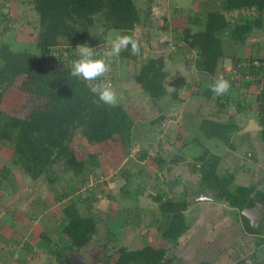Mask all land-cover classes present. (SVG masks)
<instances>
[{
	"label": "trees",
	"instance_id": "trees-1",
	"mask_svg": "<svg viewBox=\"0 0 264 264\" xmlns=\"http://www.w3.org/2000/svg\"><path fill=\"white\" fill-rule=\"evenodd\" d=\"M19 2L28 4V9L36 14L35 19L26 20L35 30L31 35L34 37L33 43L36 47L33 50L13 51L6 42L0 41V100L3 92L17 79L21 81L20 90L30 94L32 99L28 113L23 118L10 116L0 110V140L13 141V165L22 169L31 179L41 178L48 183L55 182L57 177L53 175V170L54 166L59 164L63 166L64 171L79 178L78 184L83 185L88 181L89 175H92L94 168L100 166V161L93 151H87V154L82 156L76 154L72 142L77 135H80L89 146L106 139L117 140L128 155L135 145L136 131L142 122L133 120L123 107V101L114 107L94 104L92 94L85 83L70 77V63L61 62L58 56L53 55V51L61 41L68 46L87 44L89 47L105 42L103 33L95 36L90 34L92 28L100 22L104 31L111 28L132 31L141 20L138 7L135 0H19ZM0 7L4 22L13 21L8 3H0ZM250 10H254L255 14L249 13ZM233 11L240 13L238 12L234 21H230L225 13ZM28 13L31 18V13ZM191 22L204 25V29L197 32H192L189 27L184 28L183 37L186 45L196 51L194 66L197 73L203 76L201 79L205 80L201 94L208 99L214 96L209 85L216 80H212L210 76L214 74L220 58L224 57L223 34L227 32L228 40L232 43L243 44L251 31L262 29L264 0H222L218 9L194 15ZM2 24L4 23L0 20V26ZM0 28L1 37L6 27ZM120 56L127 60L129 58L135 65L139 60L137 55L131 54L130 47L122 51ZM238 59L235 58L234 61ZM118 66L116 70L110 69L113 81L115 77L118 79ZM166 75L165 59L162 56L148 55L141 59L133 77L141 91L148 95L160 112L149 124L159 123L166 116L169 103L163 101L165 98L170 96L171 99H176V91L169 93L163 83ZM229 82L231 85L235 84L232 80ZM127 89L125 94L129 92ZM129 96L130 93H127L124 100ZM216 102L217 107L213 113L216 118L204 119L200 128L206 138L218 139L231 146V131L238 129L239 126L235 123L234 114L231 113L227 114L224 121L217 119L221 113L229 112V97L225 94L216 96ZM238 102L243 103L238 112L248 107V103L240 97ZM251 103L254 106L256 104L253 99ZM201 146L200 154L186 163L189 172L196 178L194 184L209 192L216 202L233 208L235 216H239L238 208L252 205L255 200L264 204V179L258 183L237 184L232 187L234 174L221 171L220 156L202 144ZM139 153L140 160L148 155V151L144 149ZM152 159L159 166L165 161L160 155ZM9 173L6 174L7 178L4 171L1 175L7 180ZM132 174L124 171L125 180L128 181ZM127 181L120 187V192L122 191L121 194L124 196L130 195L127 193L129 190L125 189ZM161 197L157 198L160 201L164 224L159 229L160 236L163 240L177 244L190 230L185 214L189 201L184 194L178 199L162 200ZM62 209L64 214L62 231L69 237L68 247L80 249L86 246L95 232L96 218L81 217L76 204L71 201ZM258 233L260 236L257 237V244L260 245L264 242V224ZM166 249L163 244L160 246L147 244L134 250L119 247V255L112 264H163ZM57 256H60V253Z\"/></svg>",
	"mask_w": 264,
	"mask_h": 264
},
{
	"label": "crops",
	"instance_id": "crops-1",
	"mask_svg": "<svg viewBox=\"0 0 264 264\" xmlns=\"http://www.w3.org/2000/svg\"><path fill=\"white\" fill-rule=\"evenodd\" d=\"M138 1L139 0H135V3L138 7L141 20L135 25L134 29L127 32L111 28L107 32L117 30L122 34L134 36L140 29L141 31L143 29L145 36L143 39H139L141 43L138 42L142 49L141 57L138 59L141 60L148 55L155 57L162 56L165 59L167 75L163 83L169 93L176 91L177 96L175 100L170 98L174 104L170 100L169 110L166 116L161 120V124L160 122L152 123L150 124V128L151 131L153 130L152 128L160 130L161 133L159 134L162 136L158 143L159 145H162L164 148H169L170 150H178L183 153V157L179 158V155H173L171 159H168L162 155L165 161L162 166H159L153 159H150L148 155L142 160L138 158L139 154L137 152L132 155L131 152L135 148L133 147L131 152L126 156V160L124 159L125 161H122L123 165L128 164L127 167L131 165L128 162H134V164L143 163V165L146 166L147 169H144V172L142 171L143 174H140L142 181L138 184L135 182L134 190L138 188L141 189L138 197L139 199L144 197L147 201L145 204L147 209H136L133 201L135 200V202H138V198L132 199L130 196H124V194L120 195V192L118 196L115 194L116 189L120 191L121 185L127 181L125 180L126 176H124V171L133 173L127 181L129 186H131L130 182L133 180L132 177L134 175L137 176L135 171H129L126 166L123 167V172L118 178L113 176L110 177L109 180H105V178L109 177H104V186H108L107 188L111 190V193H107V196L101 195L103 189L98 190V188L102 187V183L97 184V182L100 181L94 178L93 175H89L88 181L83 185L78 184L80 181L79 178H76V176L71 173L69 175L71 182L65 185L59 183L56 185L48 184L45 180L44 182L41 181L43 182V186L40 187V190L31 193L37 194L34 199L40 201V207L38 209H35V207L32 209L30 203L27 201L26 202L29 204L22 206V209L21 207H12L10 210V206L6 204V210L9 209L6 213L9 216L3 218L0 215V226L3 232L0 240L2 241V245H4V248L0 251V264H86L89 259L86 255L87 251H90V253L96 251L97 254H100L101 249H104V254H106V256L104 255L103 258L98 257V264H100L103 261L109 260L107 255L108 250L114 254L117 253L118 256L119 247H126L127 250H134L147 244L154 246L165 245L167 249L163 264H234L236 261L241 260V258L250 260V257L252 258L256 254L257 247H264V242L260 245L257 244V237L260 236V234L258 232L250 233L246 231L239 219L240 216H235V210L233 208H229L222 202L217 201L214 203L210 200H206L209 209H200V206H196L193 209L185 210V212L188 213L186 216L190 225L189 231L193 233L189 238L188 234L185 233L178 240L179 243L177 244L161 238L159 229L164 224L162 221L160 201H158L157 198L162 196V200L165 198L176 199L184 194L186 199L193 201L194 197L192 194H196L197 196L200 193L210 195L209 192L202 190L197 184L193 183L196 182V178L193 179L195 176L189 172V167L186 163L189 162L191 158L197 157L200 154L202 143L207 145L210 143L211 139L213 142L211 144L216 147L217 142L220 143V141L206 138L202 130V138L200 137L201 133L193 131L195 121L198 122L196 117L201 114L198 111L197 113L195 112L198 109L197 106L200 105L198 102H200V99L204 98L201 92L205 80L201 79V76L197 73L194 66L196 51L190 49L184 42L183 29L189 27L192 32L204 29L203 24L191 22L194 14L197 15L202 13L200 8H198L199 0H148L150 2L146 4L147 8H144V4L138 3ZM0 3H8L10 9L9 14L11 19H13V21H10V25H7L6 31L0 37V41H7L6 43L9 45L10 49L14 48L15 51H22L17 45L27 38L23 33L28 28L26 26H29V24L23 21L25 19L27 20L26 17L29 9L28 7L26 9L23 8L22 6L24 3H20L19 0H0ZM20 13L23 14V17L20 16ZM20 20L22 22H19ZM20 24H23V26ZM30 32L31 30L29 29V33ZM140 35L141 33L137 38H139ZM223 36L228 38L227 32H225ZM151 39H155L156 47L154 48L153 46L151 50H148V54L146 50L145 54L144 42L147 44V41H152ZM29 42V44H32L33 39H30ZM241 46H243V44H241ZM232 47L231 52L223 51L224 57L222 56L220 58L215 69V72L219 73V71H221L220 69L223 67L222 72L226 80H231V76L228 71H224L226 70L225 67L230 66L235 58L259 56V54H261L259 47L254 50L253 43H249L248 46H243L241 54L238 53L236 44ZM23 50H28V48ZM124 61L126 62L124 63ZM124 61L120 63L122 69H119L118 79H116L114 85L116 91H120L122 96L126 92V88L129 87L126 84L127 79L134 77L138 64L140 65L139 61L136 65L132 62V74H129V71L124 69V67L129 65L128 70H130L131 60L128 58V61ZM135 88L140 97V99L136 101H145V98H147L149 102L152 101L147 94L141 91L140 87H136L135 85L134 89ZM242 89L252 95V89L250 90L244 87L241 88V90ZM228 97L230 101L228 113L234 114L235 123L239 126L238 128H240V131H243L240 125L242 123H250L252 118H256V108L251 103V99L247 101L248 107H245L242 112H238V109L243 103L240 102V104L238 102L239 98ZM197 103L198 105H196ZM124 104L125 103H123V106ZM152 105L154 106L153 113L151 117L147 119L150 121L157 118L160 114L158 108H156L157 106L153 104V102ZM130 116L134 118V115L130 114ZM139 118L138 116V119ZM203 120L204 119H202L201 122ZM150 121L145 122L150 123ZM200 125L201 123L198 125V129H201ZM257 131L258 130L246 131L251 134V141L254 146L253 150H250V155L248 154L249 151L246 153L248 160L247 164L251 163L253 165L252 171L254 174L259 169L264 171V144ZM256 133L258 136H256ZM112 141L114 140L106 139L90 146L89 151L95 152L100 161V166L95 167V170L96 168H102V161L107 163L110 160L113 166L115 164V168L111 166V172L109 174L117 171L116 168L118 167L116 166L119 165L118 163H120L122 157L120 158L117 154L112 155L113 153L111 155L105 153L108 151L106 148L108 145L106 143ZM115 142L117 141L115 140ZM101 147H103V150ZM190 149L192 152L189 151ZM208 149L214 152V150L210 149V146ZM226 152L227 151L224 149L223 155L215 153L219 155L220 158L225 157L229 159L230 154ZM226 159L225 161H227ZM223 162L224 160L220 159V165L223 164ZM226 171L230 172L228 169ZM233 172L234 171H231V173ZM100 178L102 179L103 177L101 176ZM255 178V176H251L248 182L243 181L238 184L248 185L252 182L258 183V181H255ZM122 179L123 181H121ZM7 180L9 183L7 190L9 189L8 195H10H6L4 200H6L8 196V199L12 200V204H15L16 199L14 196L23 193V190L27 192V190L33 189L35 186L32 187V185H35L38 179L33 180L31 178H25L21 181L23 184L20 185L23 187L20 188L18 185L16 189L15 185L16 181H18L17 175L9 173ZM153 184L157 186V191L159 192H147L146 189L148 186ZM24 185L27 189L24 188ZM129 186L127 185L128 188ZM187 186H192L190 188L193 189L190 190ZM126 198H129V200ZM70 201L76 204L78 214L81 217L88 218L91 216L95 217L97 220L92 239L86 246L80 249L68 247L69 237L62 231L64 215L62 208ZM8 204H10V202H8ZM128 205L131 206L128 207ZM132 207H135V209ZM3 213L5 212L3 211L2 214ZM119 216H121V219H119ZM140 229L143 231L141 234L137 233ZM3 251L4 254L2 253ZM5 252L8 254L6 255ZM58 253H60V256H57ZM107 264H110V262Z\"/></svg>",
	"mask_w": 264,
	"mask_h": 264
},
{
	"label": "rangeland",
	"instance_id": "rangeland-1",
	"mask_svg": "<svg viewBox=\"0 0 264 264\" xmlns=\"http://www.w3.org/2000/svg\"><path fill=\"white\" fill-rule=\"evenodd\" d=\"M221 1L222 0H199L198 1V8H200V10L202 12H205L206 10H210V9H215V8L218 9L220 4H221ZM148 2H150V1H148V0H139L138 1V3L144 4V8H147L146 4ZM22 7L26 9L28 7V4L24 3V5ZM29 12L31 13L32 16L30 18V14L28 13V15L26 17L27 20L28 19L29 20L35 19L36 18V14H34L35 12H33L31 10H29ZM22 13H23V11H22ZM22 13H20L21 17H23ZM242 13L245 14V12H242ZM229 14L231 15L232 12H229ZM254 14H252V15H254ZM33 16H34V18H33ZM235 17L237 18V16H228V19L230 21L231 20L233 21V20H235ZM18 19H20V18H18ZM19 22H22V21L20 20ZM23 22H27L26 19ZM100 24H101V22L97 23L96 26L94 28H92V30L90 31V34H91V36H95V35L103 33V37L105 40V37L109 33V32H107L109 29L104 31ZM4 26L7 28V24L1 25V27H4ZM21 26H23V24ZM32 26L33 25H30V24H29V26H26L31 30V32L29 33L28 28L25 30L23 35L25 34V37H27V38L24 41H22V43H19V45H17L18 48H20L22 50L26 49V48H28L30 50L35 49L36 46L34 45V43L29 44L30 39H34L33 36H30L31 33H33L35 31ZM0 29H2V28H0ZM142 31L144 33L143 29H142ZM142 31L140 29L137 32L138 34L137 33L135 35L133 34L134 35L133 37L136 38L138 40V42H139V39L141 40L145 36V33L143 34ZM253 31L254 32L251 31L249 33L246 41L243 43V46H248L249 43H251V44L253 43L254 50H255V48L259 47L260 53H261V54H259V56H261L264 54V27L261 30L257 29V30H253ZM140 33H141V35L139 36V38H137V36ZM23 35H22V37H23ZM222 39H223V51L231 52V48H233L232 46H234L235 44L232 43L230 40H228V38L223 37ZM151 40H152L151 42L147 41V44L144 42L145 54H146V50L147 51L151 50L153 48V46H154V48L156 47L155 39L154 40L151 39ZM103 43H105L106 47L108 46L106 44V41ZM139 43H141V42H139ZM254 44H256V45H254ZM142 45H143V43H142ZM238 45H240V46H238ZM243 46H241V44H236V48H237L239 54H241V52L243 51ZM140 48H141V46H140ZM148 53H149V51L147 52V54ZM137 56L140 58L141 54H139ZM119 57L117 58V60L115 58L112 61L110 69L113 68L116 70L118 65H120V68H118V69H122L120 63L124 60H127V58L125 59L121 56H119ZM142 59H144V58H142ZM115 61H117V63ZM138 61L141 63V60H138ZM130 63H131L130 70H128L129 65L125 66L124 69L129 71V74H132L133 66H132V62H130ZM110 69H109V72L107 73V78L112 81L113 85H115V81H116L117 77H115L114 81H113V78H111L112 75H111ZM220 70L221 71H219V73L215 72L212 76H210L212 80H215L221 76L224 78V74L222 72L223 67ZM224 71H226V70H224ZM221 72H222V75H221ZM196 76H197V74H196ZM201 77H203V76H201ZM228 81H230V80L228 79ZM20 83H21L20 79H17L15 82L12 83V85L10 87L7 88V90H5L3 92L2 99L0 100V110L4 111L5 113L9 114L10 116H17V117L23 118L28 113V107L31 105L32 96H30V94H27L24 91L20 90V88H19ZM126 84L129 86L127 89V90H129V92H127V93H130V96L126 100H124V98L127 97V93L126 94L124 93L123 96L124 95L125 96L123 97L122 94H120V91H117V94L119 97V102L120 101L122 102V99L124 100L123 103H125V104L123 107L126 106L127 109H126V107H125V109L127 110V112L130 113L131 115H134V118H133L134 120L136 119V121H143V122L150 121L147 119H149V117H151V115L153 113L154 106L152 105V101L149 102L147 100V98H145L146 99L145 101L143 99H142L143 101H136V100L140 99V97L138 96L139 93L136 92V88L134 89V86L136 85V87H139V86H137L139 84L136 83L134 78L130 77V79H127ZM241 88H243V87L237 86L235 84L231 85L229 91L225 95L230 96V97H236V98L240 97L241 100H244V102H247V101H250L251 99H253L252 95L248 94V92H245L243 89L241 90ZM250 90H251V88H250ZM213 95L214 96H211V98H208V99L205 97L200 99V102H198V103H200V105L197 106L198 109L195 112V113H197V111H198L201 114L198 113L199 115H198V117H196L198 122L195 121V124L193 126V131L201 133V135H200L201 138L203 136L202 131H201V129H198V125L201 123V120L207 119V118L208 119L216 118V115H214L213 113H214V109H216V107H217V102H216V96L217 95H215V94H213ZM170 100H171L170 96H168L163 101L169 103ZM172 103L174 104L173 101H172ZM198 103L196 105H198ZM227 114H228V112L226 114L221 113L217 117V119L224 121L227 118ZM138 116L140 117L139 119H138ZM143 122L140 126H138L139 128L136 131L137 136L135 138V145H134L135 148L133 150L131 149L132 152L130 151L132 153V155L136 154V152L138 154H140L139 151H141L143 149H147V151L149 152L148 157H150V159H152V157L157 156V155H160V156L163 155L168 159H171L173 157V155H179V158L183 157L182 152H180L178 150L175 151V149L170 150L169 148H164V147H162V145H159L158 143L160 142L161 136H162L159 134V133H161L160 130L152 128L153 130L151 131L150 124L148 122H145L147 124H144ZM161 122H160V124H161ZM256 136H258L257 133H256ZM212 139H214V138H212ZM230 139H231L230 140L231 141L230 147L218 139H215V140L220 141L221 144L217 142L216 147L211 144V143H213L211 139H210L209 144L205 145V143H202V145L207 147V148H209V146H210V149L214 150V153L216 152L218 154L223 155V152L225 149V151H227L226 153L230 154L229 159H226L225 157L220 158L221 160H224V162L221 165L219 164V169L221 171H226L227 169L230 172L234 171L233 172L234 173V179H233V183L231 184V186L235 187L238 183H242L243 181L248 182V179H250L251 176L256 177L255 181H259L261 179H264V171L263 170H260L257 173L258 175L257 174L254 175V173L252 171L253 165L251 163L247 164L248 160L246 157V153L248 151L250 152V150H253V148H254L253 143L251 141V134L248 132L240 131V128H238V129L236 128L235 130L231 131ZM106 144L108 145V147H106L108 149V151H106L105 153H108V155H111L112 153H113L112 155L117 154L118 156H120V158L122 157V160L120 161V163H118L119 165L116 166L118 168H116L117 171L115 173L113 172L114 174L113 173L109 174L111 172L110 171L111 166L112 167L115 166V164H114V166L112 165L113 163L110 160L107 163H104L102 161V168H100V169L96 168V170L94 169L92 175H94L95 176L94 178H96V179H98V181H100V182H97V184L102 183V185H101L102 187L98 188V190L103 189L102 190L103 193L101 195L107 196L108 195L107 193H109L111 190L109 188H107L108 186L107 187L104 186L105 185L104 181L106 179L109 180L110 177H113V176L118 178V176H120V174L123 171V167L126 166V168L129 169V171H132V172L135 171L137 176L134 175L132 177L133 180L130 182V185L132 187L129 186V184H127L129 186V188L126 187L125 189L129 190V191H127V190L126 191L128 194H130L129 195L130 198H132V199L138 198L139 199L138 194H139V191H141V189L138 188V189L134 190V186H135V182L137 184L141 183L142 178H141L140 174L142 173V171L144 172V169H147L146 166H144L143 163L142 164H138V163L134 164V162H128L129 164H131L129 167H127L128 164L123 165L122 161L126 160L127 155L125 154L121 143L119 141L115 142V140H114V141L108 142ZM72 145H73L74 151L79 156L86 155L87 151H89V148H90V146L87 144V142H85V140L80 135H77L75 140L72 142ZM223 145H224V147H223ZM101 148L103 150V147H101ZM158 148H159V150H158ZM193 148H195V147H193ZM200 148L202 150V146ZM189 151L192 152L191 149ZM12 155H13V141H2V140H0V192L2 191L1 195H0V215L3 218L9 216L6 213L9 211V209L6 210V204L8 206H10V210L12 209V207H15V208L21 207V209H22V206H24L25 204H29V203H30V206L32 207V209H33V207H35V209H38L40 207V201H36V199H34L37 196V194H35V193L31 194V193L34 191L35 192L39 191L40 187L43 186L42 183L44 182L43 179L36 180L37 182L35 183V185H32V187H34V186L35 187L31 190L30 189L27 190V192L25 190H23L22 191L23 193H20L17 196H14V198L16 199V201H15L16 203L12 204V200L8 199V196L10 194L8 195L9 189L7 190V188H8L7 186L9 183H8V180H5V178L2 177V175H1L2 172L3 171L5 172L4 176H7L6 174L9 173V171H10V174L14 173L15 175H17L18 181H16L15 189H16V187H18V185L20 186L21 184H23V182H21V181H23L25 178L30 179V177L27 176L23 172L22 169H20L16 165H13ZM225 159L227 161H225ZM121 165H122V167H121ZM138 170H139V172H137ZM53 175H55V177H57V180L53 183H48V184H55L56 185L59 183L61 185H65V184H68V182H71V179L69 178L70 172L64 171L63 166H61L59 164L54 166ZM101 176L103 177L102 179L100 178ZM105 176H108L109 178H105V180H104ZM193 179H195V177H193ZM41 181H43V182H41ZM121 181H123V179ZM24 183H25V181H24ZM94 183H95V180H94ZM25 185H24V188L26 187ZM22 187L20 186V188H22ZM187 187L190 188L192 186H187ZM25 189H27V188H25ZM192 189L193 188H190V190H192ZM146 190H147V192H150V193L159 192V191H157V186H155L154 184L151 186H148V188ZM119 192L120 191H117V189H116L115 194L118 196ZM121 193H122V191L120 192V195H121ZM6 195H8V196L6 197V200H4ZM192 195L194 197L193 201H191L190 199H187L189 201L187 209H191V208L193 209L196 206H200L201 207L200 209H209L207 207L206 203H208V202H206V200H200L198 198L199 196H197L196 194H192ZM126 199L129 200V198H126ZM176 199H178V198H176ZM26 201L29 203H27ZM8 202H10V204H8ZM133 202L135 204L136 209H147L146 205H145L147 203V201L144 199V197H141L138 202H135V200ZM212 202L215 203L216 201L213 200ZM3 203H5V204H3ZM130 206L131 205H128V207H130ZM135 207H132V208L135 209ZM132 208H130V209H132ZM148 209H150V208H148ZM3 211L5 213L2 214ZM185 214L188 215L187 212H185ZM206 217H208V216H206ZM119 219H121V216H119ZM142 232L143 231L140 229L137 233L141 234ZM186 233L188 234V238L190 237V235L193 234L191 231H188ZM2 235H3V232H2V227H1L0 228V237ZM2 248H4V245H2V241L0 240V251L2 250ZM256 250H257L256 254L252 258L250 257V260H248V259L247 260L250 261V263H253L256 261L257 262L259 261L258 262L259 264L264 263V247H257ZM101 251H100V254H97L96 251L95 252L93 251L92 253H90V251L89 252L87 251L86 255H87V257H89V259L87 260L86 264H98L99 263L98 257L103 258L104 255L106 256V254H104V249H101ZM2 253L4 254V251ZM107 253H108L107 255L109 257L108 262H110V264H111L112 261L117 257V253L114 254V253L110 252L109 250L107 251ZM5 254L7 255L8 253L5 252ZM239 261L242 262L241 264L247 263V261L244 260L243 258H241V260H239ZM108 262L103 261L100 264H107ZM238 263L239 262L236 261L234 264H238Z\"/></svg>",
	"mask_w": 264,
	"mask_h": 264
},
{
	"label": "clouds",
	"instance_id": "clouds-1",
	"mask_svg": "<svg viewBox=\"0 0 264 264\" xmlns=\"http://www.w3.org/2000/svg\"><path fill=\"white\" fill-rule=\"evenodd\" d=\"M105 41L108 46L102 54L87 44L78 45L73 52L69 75L85 83L92 94L94 104L114 107L118 104L119 97L112 81L107 78L111 63L129 47L132 55H139L140 45L133 36L117 30L110 31ZM12 50L15 51L14 48ZM230 87V82L222 76L209 85L210 90L217 96L226 94Z\"/></svg>",
	"mask_w": 264,
	"mask_h": 264
},
{
	"label": "built area",
	"instance_id": "built-area-1",
	"mask_svg": "<svg viewBox=\"0 0 264 264\" xmlns=\"http://www.w3.org/2000/svg\"><path fill=\"white\" fill-rule=\"evenodd\" d=\"M1 9V7H0ZM239 11H233L232 16H237ZM249 13H254V10H250ZM226 17L230 15L225 13ZM228 15V16H227ZM0 20L4 24L10 25V22H4V16L0 12ZM232 21V20H231ZM234 21V20H233ZM78 45L68 46L59 42L56 46V51H53L54 56H58L61 62L70 63L73 58V52ZM97 49L98 53H103L106 48L105 43L93 46ZM226 71L231 76V80L235 85L252 89L251 94L255 104L256 121L259 123V137L264 144V56H250L239 58L238 61H233L230 66L225 67ZM248 85V86H247ZM250 155V153H249Z\"/></svg>",
	"mask_w": 264,
	"mask_h": 264
},
{
	"label": "water",
	"instance_id": "water-1",
	"mask_svg": "<svg viewBox=\"0 0 264 264\" xmlns=\"http://www.w3.org/2000/svg\"><path fill=\"white\" fill-rule=\"evenodd\" d=\"M240 127H242L244 132L250 130L254 131L259 129V123L256 121V118H252L250 123H242ZM198 196L200 200H214L211 195H206L205 193H200ZM238 209L239 218L244 229L250 233L259 232L264 224V204L259 200H255L252 205Z\"/></svg>",
	"mask_w": 264,
	"mask_h": 264
},
{
	"label": "flooded vegetation",
	"instance_id": "flooded-vegetation-1",
	"mask_svg": "<svg viewBox=\"0 0 264 264\" xmlns=\"http://www.w3.org/2000/svg\"><path fill=\"white\" fill-rule=\"evenodd\" d=\"M247 261V260H246ZM259 262V261H258ZM257 261L256 262H253V263H250V261H247V263L246 264H259ZM262 262V261H261ZM262 264H264V263H262Z\"/></svg>",
	"mask_w": 264,
	"mask_h": 264
}]
</instances>
